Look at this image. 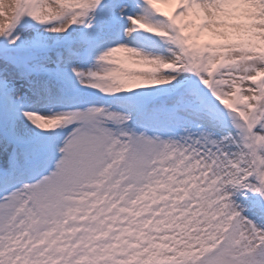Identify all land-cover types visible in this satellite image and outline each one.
Returning a JSON list of instances; mask_svg holds the SVG:
<instances>
[{"label":"snow or ice","instance_id":"6c2138e0","mask_svg":"<svg viewBox=\"0 0 264 264\" xmlns=\"http://www.w3.org/2000/svg\"><path fill=\"white\" fill-rule=\"evenodd\" d=\"M0 264H264V0H0Z\"/></svg>","mask_w":264,"mask_h":264}]
</instances>
